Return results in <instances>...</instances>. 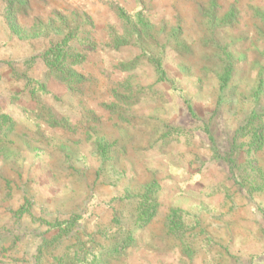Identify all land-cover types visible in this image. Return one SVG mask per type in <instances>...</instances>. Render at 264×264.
Wrapping results in <instances>:
<instances>
[{
    "label": "rangeland",
    "instance_id": "1",
    "mask_svg": "<svg viewBox=\"0 0 264 264\" xmlns=\"http://www.w3.org/2000/svg\"><path fill=\"white\" fill-rule=\"evenodd\" d=\"M0 264H264V0H0Z\"/></svg>",
    "mask_w": 264,
    "mask_h": 264
},
{
    "label": "trees",
    "instance_id": "2",
    "mask_svg": "<svg viewBox=\"0 0 264 264\" xmlns=\"http://www.w3.org/2000/svg\"><path fill=\"white\" fill-rule=\"evenodd\" d=\"M71 38L74 37L69 35ZM67 37L59 45H56L46 53V61L48 67L53 71H59L68 59H71V47L70 42L72 39ZM69 78V77H68Z\"/></svg>",
    "mask_w": 264,
    "mask_h": 264
}]
</instances>
